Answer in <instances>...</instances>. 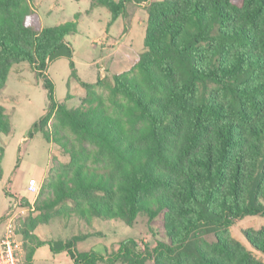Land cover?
<instances>
[{
    "label": "trees",
    "instance_id": "16d2710c",
    "mask_svg": "<svg viewBox=\"0 0 264 264\" xmlns=\"http://www.w3.org/2000/svg\"><path fill=\"white\" fill-rule=\"evenodd\" d=\"M34 1L0 0V92L11 68L29 63L49 103L34 131L68 160L49 171L34 211L18 219L24 264L45 244L73 264L104 260L76 249L85 235L41 240L35 228L53 218L132 226L139 214L160 213L167 240L142 249L123 241L106 264H264L254 253L264 256V225L243 230L251 249L231 231L244 217H264V0L149 1L145 50L112 80L81 82L86 95L73 109L54 100L44 72L51 61L72 58L65 37L77 23L36 31ZM129 1L148 0L91 6L106 7L115 21ZM10 131L0 104V134Z\"/></svg>",
    "mask_w": 264,
    "mask_h": 264
},
{
    "label": "rangeland",
    "instance_id": "374dc122",
    "mask_svg": "<svg viewBox=\"0 0 264 264\" xmlns=\"http://www.w3.org/2000/svg\"><path fill=\"white\" fill-rule=\"evenodd\" d=\"M118 1V0H116ZM160 1V0H158ZM240 2L241 0H233ZM92 0H35L30 25L39 31L67 21H76L77 29L65 37L72 48V58L61 57L49 63L44 74L53 84V96L57 103L69 109L79 107L86 90L81 82L95 83L98 79L130 70L145 50L144 36L147 21L146 4L126 3V14L112 21L111 12L104 6H91ZM79 14L76 18L75 15ZM77 78L72 75L73 68ZM0 104L10 117L11 131L0 134L3 156L0 161V217L14 202V198L32 199L26 191L29 177L42 186L50 170L66 162L68 156L53 142H48L34 125L48 110L47 90L43 80L27 62L14 65L8 75L6 86L0 92ZM52 121L49 122V127ZM4 217L0 223H4ZM22 222V221H21ZM18 220L10 223L17 233ZM264 225V217L247 216L231 227L235 238L246 242L243 230L258 229ZM47 240H67L76 235H85L76 244L79 252L95 251L105 259L116 254L121 242L134 240L140 249L153 246L156 240H167L163 228V214L153 220L139 214L132 226L120 219L94 217L90 223L79 217L53 218L42 227ZM18 234V233H17ZM43 247L32 264H59ZM264 260V256L254 251ZM67 263L71 258L66 255ZM73 262V261H72ZM152 264V262H148ZM64 264V263H63ZM118 264H123L118 262Z\"/></svg>",
    "mask_w": 264,
    "mask_h": 264
},
{
    "label": "built area",
    "instance_id": "2783aa9c",
    "mask_svg": "<svg viewBox=\"0 0 264 264\" xmlns=\"http://www.w3.org/2000/svg\"><path fill=\"white\" fill-rule=\"evenodd\" d=\"M41 190V185L35 178L27 181L26 191L31 195L32 199H27L25 204L24 198L15 197L14 202L4 217L5 229L0 238V264H24L25 250L22 239L19 235L10 234V223L14 220L27 215L34 211V203Z\"/></svg>",
    "mask_w": 264,
    "mask_h": 264
},
{
    "label": "crops",
    "instance_id": "0c3cea01",
    "mask_svg": "<svg viewBox=\"0 0 264 264\" xmlns=\"http://www.w3.org/2000/svg\"><path fill=\"white\" fill-rule=\"evenodd\" d=\"M149 1H151V0L143 1V3H144V4H147ZM135 62H136V60H135ZM135 62H134V63H135ZM30 178H33V177H29L28 180H29ZM5 213H6V212L2 213V216H1L0 218H3L4 215H5ZM48 224H49V223H48ZM45 225H47V224H44V225H38V226L35 228L34 233H35V234H36L41 240L49 241V240H47V239L45 238V231L42 230V227L45 226ZM4 229H5V225H4V223H3V224L0 223V238H1V236L3 235ZM43 247H45V248L48 249V250H46L47 253L49 252V255H50L51 257H53L54 260H57L56 262H60L59 264H63V263H64V264H73L72 259L70 260L69 263H67L68 260H67V258H66V255H67L66 252H60V253H56V254H54V253L51 252V250H50V248H49V246H48L47 244L42 245V246L38 247V248L35 250L32 260H33V259L35 258V256L37 255V252H38L41 248H43ZM31 264H32V261H31Z\"/></svg>",
    "mask_w": 264,
    "mask_h": 264
},
{
    "label": "bare ground",
    "instance_id": "6f19581e",
    "mask_svg": "<svg viewBox=\"0 0 264 264\" xmlns=\"http://www.w3.org/2000/svg\"><path fill=\"white\" fill-rule=\"evenodd\" d=\"M10 234L11 235H18L17 233L13 232V230H11V228H10Z\"/></svg>",
    "mask_w": 264,
    "mask_h": 264
}]
</instances>
